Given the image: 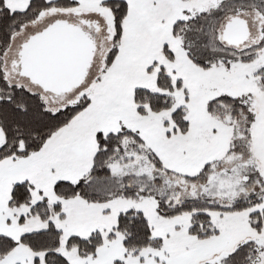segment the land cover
<instances>
[{
	"label": "snow or ice",
	"instance_id": "snow-or-ice-1",
	"mask_svg": "<svg viewBox=\"0 0 264 264\" xmlns=\"http://www.w3.org/2000/svg\"><path fill=\"white\" fill-rule=\"evenodd\" d=\"M0 264H264V0H0Z\"/></svg>",
	"mask_w": 264,
	"mask_h": 264
}]
</instances>
